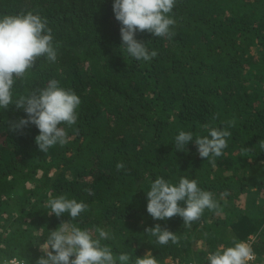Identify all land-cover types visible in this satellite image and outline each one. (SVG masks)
Instances as JSON below:
<instances>
[{
  "label": "trees",
  "instance_id": "1",
  "mask_svg": "<svg viewBox=\"0 0 264 264\" xmlns=\"http://www.w3.org/2000/svg\"><path fill=\"white\" fill-rule=\"evenodd\" d=\"M113 3L0 0V17L32 11L46 18L59 45L55 62L41 57L15 82L13 100L56 79L81 101L76 123L60 125L67 142L46 153L34 125L9 131V122L27 119L23 109H0V260L18 253L35 264L40 241L71 219L49 215L46 206L64 195L88 205L72 223L107 231L112 238L101 243L129 254V264L149 251L158 264L208 263L209 252L233 246L232 237L251 235L254 264H264V0H176L171 39L136 34L158 52L147 62L121 48ZM205 124L231 133L215 167L194 143L208 135ZM180 131L193 134L184 151L175 147ZM181 177L213 193L221 214L206 209L190 227L179 216L154 220L147 212L151 183L178 185ZM252 195L260 201L253 207ZM156 224L179 242L158 244L145 233Z\"/></svg>",
  "mask_w": 264,
  "mask_h": 264
},
{
  "label": "clouds",
  "instance_id": "2",
  "mask_svg": "<svg viewBox=\"0 0 264 264\" xmlns=\"http://www.w3.org/2000/svg\"><path fill=\"white\" fill-rule=\"evenodd\" d=\"M175 4L176 0H114L113 13L121 25V48L136 61L147 62L155 58L158 52L150 51L147 43L136 39V34L147 32L155 37L171 39L175 35L171 29L176 20L170 14ZM53 40L48 20L39 14L28 11L0 17V109L7 110L10 105H15L18 110L23 109L27 119L9 122V131H20L30 124L34 125L39 130L35 143L43 153L56 144L64 145L67 142V134L60 125L71 127L76 123L80 98L74 91L60 87L56 79L49 80L43 89H36L27 96L20 95L15 101L12 90L15 82L25 78L41 57H46L49 62L56 61L59 45L54 46ZM234 124V120L226 122L227 127ZM203 127L208 130V135L196 137L194 143L199 156L210 158L209 163L215 167V158L223 154V149L227 147L226 138L231 133L227 128L221 130L209 124ZM190 142H193L191 132L180 131L175 137L177 151H184ZM259 146L264 150V140L259 142ZM116 168L121 170L124 164L117 163ZM146 197L147 212L158 221L179 216L184 226L190 227L206 209L218 215L222 212L213 193L200 189L196 180L184 177L180 178L178 185L164 178H156L146 192ZM181 201L184 207L180 206ZM46 206L51 209L49 215L54 214L59 218L67 213L71 219L62 221L56 230L48 232L45 242L39 244L43 255L35 264H129V254L115 255L111 247L101 243L112 238L107 231L102 228L81 229L72 223L88 209L86 203L60 195L50 198ZM145 233L156 237L160 245L169 242L177 244L180 239L167 228L162 229L160 224L146 228ZM232 244L231 247L220 245L216 251L209 252L206 257L208 264H249L255 259L253 248L248 242L232 237ZM4 264H28V261L17 257L5 260ZM134 264L158 262L149 251L143 258L136 257Z\"/></svg>",
  "mask_w": 264,
  "mask_h": 264
},
{
  "label": "built area",
  "instance_id": "3",
  "mask_svg": "<svg viewBox=\"0 0 264 264\" xmlns=\"http://www.w3.org/2000/svg\"><path fill=\"white\" fill-rule=\"evenodd\" d=\"M254 240H255V235H251V236H249V237H248L246 240H244V241L248 242V243L251 245V247H252ZM13 258H17V257H12V258H9V259H4V260H2V261L0 260V264H4L5 260L10 261V260L13 259ZM20 259H21V258H20ZM257 259H258V257H257V255H256V253H255V259L252 260V261H250L249 264H254L255 262H257ZM186 264H208V263H207V262H197V261H195V260H191V261H189V262L186 263Z\"/></svg>",
  "mask_w": 264,
  "mask_h": 264
},
{
  "label": "rangeland",
  "instance_id": "4",
  "mask_svg": "<svg viewBox=\"0 0 264 264\" xmlns=\"http://www.w3.org/2000/svg\"><path fill=\"white\" fill-rule=\"evenodd\" d=\"M251 197L254 198V199H258V200H256V203H252L251 206L253 207V206H255V205H258V203L260 202V201H259V197H258V196H255V195H252ZM262 205H263V204H260L259 207L262 208V210H263V206H262ZM259 207H258V208H259ZM258 208H257V211H258ZM43 243H44V242L41 240V241H40V244H43ZM14 256H15V257H18V258H21L20 255H19L18 253H15ZM194 260H196V259L194 258Z\"/></svg>",
  "mask_w": 264,
  "mask_h": 264
}]
</instances>
